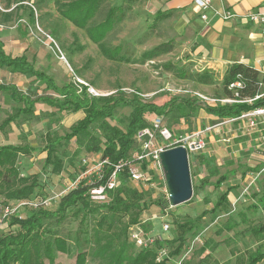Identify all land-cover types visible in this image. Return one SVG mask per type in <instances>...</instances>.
<instances>
[{
	"label": "rangeland",
	"instance_id": "1",
	"mask_svg": "<svg viewBox=\"0 0 264 264\" xmlns=\"http://www.w3.org/2000/svg\"><path fill=\"white\" fill-rule=\"evenodd\" d=\"M70 1L73 0H0V42L3 43L4 53L13 58L27 52L28 62L34 69L48 74L53 79L56 78L57 80L54 81L59 86L62 84L74 86L72 84L74 73L75 77L100 93L111 95L122 93L127 99L137 97L142 103L160 108L174 101L171 110L164 108L165 110L163 109L160 114L147 113L144 118L148 125L156 117L161 118L163 127L175 137L189 136L197 131L214 127L204 135L207 137L204 150L188 155L192 185V198L189 202L177 207L165 203L168 201V192L164 174L162 169L152 166L151 163H146V168L143 169L144 182L126 180L127 187L138 189L143 194V200L139 203L141 207L139 224L131 226L128 230V239L131 243L134 244L132 234L137 229L144 237L151 236L165 241L175 239L180 233L178 225L188 219H196L204 211L213 208L220 197L219 192L216 193L208 184L204 190H201V187L209 183L212 176L216 181L222 171H219L217 166L210 169L209 164L213 158L208 155V150H214L215 161L219 159L227 162V170L230 167L235 169L241 161L248 162L257 166V171L248 173V177H264V116L230 121L213 119L207 114L206 105L201 102L198 95L222 98L224 76L210 74L211 83L208 84H199L192 79H182L177 76L178 71H184L186 75H196L197 70L187 62L189 55L182 46H179V40L173 36L172 23L168 19L155 16L156 8L153 4L148 0H117L118 5H116L115 0H101L99 9L89 21L87 28L101 23L112 7H121L123 13H116L121 17L120 21L113 25L100 42L95 43L89 38L86 28H77L62 16L63 5ZM6 3L9 4L8 9ZM30 13L33 14V20L29 17ZM5 15H8V21ZM20 19L25 20L28 25L17 24ZM39 31L48 35L52 42ZM160 44H169L170 51L151 60L142 58L145 52ZM102 47L110 50L119 47L120 51L118 56L111 58L112 55L105 54ZM257 57L261 58L262 54L260 52L253 54V59ZM167 65H170L171 70L165 69ZM262 65H264L263 61ZM13 74L6 68L0 69V85L14 87L36 100V103L32 114L14 117L15 110L21 109L23 104L12 101L9 90L0 91V124L6 118L14 117L8 126L0 130V146L29 145L38 149L45 147L46 134L63 136L69 133L70 128L82 115L57 112L56 109L37 100L47 94L40 83L29 75L13 76ZM263 76L264 73H260V77ZM47 95L52 96L50 92ZM185 100L193 102L194 105L192 108L179 110L180 101ZM131 110L130 107H117L111 112V116L104 120L109 125L124 130ZM98 124L99 122L90 128V137L61 142L56 155L62 160L63 168L57 175L52 174L51 166L43 167L46 153L35 152L30 156L19 158L17 167L20 175L27 177L38 175L36 199H50L47 207L50 211L56 210L59 197L70 189L68 185L73 186L87 169L91 170V176L81 182L90 185L98 180L97 174L102 172V168L100 171L97 170L100 154L85 153V148L94 137L103 142ZM239 145L242 146L244 154L240 152ZM83 158L89 159L87 165L82 163ZM237 172L238 177L242 171ZM255 184L256 182H252L247 185L245 203L234 204V201L223 210L208 213L200 219L193 230L184 235V245L180 255L168 259L167 264H237L239 259L246 260L253 251L254 241L245 238L252 234L248 232V228L225 231V227L235 223L234 217L239 207L245 208L250 203L258 204L259 198L255 196L257 193L252 192L255 191ZM120 185L121 182L116 179L114 189ZM64 190L66 191L63 192ZM259 194H262L261 191ZM92 201L99 204L103 202L98 199ZM158 202L161 205H158ZM104 212H98L96 216ZM28 213L27 209L21 208L19 215L24 217ZM225 213L228 215L226 216ZM248 216L252 219L243 227H259L258 216L249 211ZM81 218L82 216L74 218L71 212H68L60 225L56 226L54 222H49L47 228L59 234L73 235ZM123 219L125 221L127 218ZM10 223L11 218H8L0 226V235L18 231L19 228L11 226ZM165 225L168 226L166 232L162 229ZM91 226L92 223H89V227ZM252 236L257 241L264 238V233ZM69 244L72 247L71 252L56 253L54 264H75L76 250L71 242ZM202 248L205 250H201ZM135 249L139 250L136 246ZM42 263L48 264V261L44 259ZM88 264L95 263L88 262Z\"/></svg>",
	"mask_w": 264,
	"mask_h": 264
},
{
	"label": "trees",
	"instance_id": "2",
	"mask_svg": "<svg viewBox=\"0 0 264 264\" xmlns=\"http://www.w3.org/2000/svg\"><path fill=\"white\" fill-rule=\"evenodd\" d=\"M100 3L101 0H73L63 5L64 9L61 14L75 27L86 28L89 38L98 43L113 25L120 21L121 17L116 13H123L121 7H112L107 11L105 19L101 23L87 28L89 21L98 11ZM5 6L8 9L9 4L6 3ZM29 17L33 20L32 13L29 14ZM5 18L8 21V15H5ZM104 48L102 47L104 53L112 55L111 58L118 56L120 51L119 47L112 50ZM169 51V44H160L145 52L142 58L151 60ZM169 67L170 65H167L165 69L171 70ZM2 68L17 75H29L40 83L44 92L47 94L50 92L52 96L45 94L37 100L56 109L57 112L76 114L81 111L84 117L70 128L69 133L63 136L46 134L45 147L34 149L29 145L12 144L0 146V203L15 204L20 201L33 200L37 196L35 190L38 188V175L28 177L20 175L17 167L20 157L30 156L35 152L46 153L43 167L51 166L52 174L57 175L63 168L62 160L56 155L61 142L90 137L89 130L97 122H99L98 127L103 142L94 137L85 148V153L100 154V159L105 160L107 164L102 169L101 177L94 183L87 185L85 182H80L76 188L59 197L55 211H50L47 208L27 209L29 212L27 216L10 217V225L17 226L19 229L13 234L0 235V264H43L44 259L48 261V264H54L56 253L69 254L71 252L72 247L69 242L76 250L75 264H88V262L95 264H167L168 259L180 255L184 245V235L191 232L200 219L208 213L221 211L228 205L227 193H224L210 211H204L198 218L188 219L185 223L178 225L180 233L175 239L165 241L155 238L151 247L136 251L135 245L128 239V230L131 226L139 224V213L141 212L139 203L143 200V194L140 190L125 185L126 180H130L126 170L121 171L117 176L121 182L120 186L109 190L106 189V184L114 166L119 161L128 159L136 149L135 135L137 131L148 126L144 115L147 113L160 114L164 108L171 110L174 101L160 108L142 103L137 97L127 99L122 93L96 98L89 96L84 88L83 92L78 94L71 84L57 86L54 80L45 73L35 70L25 55L14 58L7 56L0 42V69ZM209 74L210 72L207 70L197 75H186L184 71L177 72L179 78H189L199 84L211 83ZM235 81L242 84V89L237 90L238 101L253 99L256 95L264 93V76L261 78L257 70L244 64H233L223 77L224 94L222 98H233V91L228 90V86ZM8 90L12 101L23 104L21 109L15 110L14 117L21 114H32L36 100L19 92L14 87L0 85V91ZM193 105V102L185 100L180 101L178 106L181 110L192 108ZM120 106L132 109L126 119L124 130L111 126L104 120L109 118L111 112ZM259 108H264V97L251 104L238 102L217 105L216 107H206L205 111L220 120H226L237 118ZM14 117L3 120L0 130L8 126ZM145 168L146 165H143V169ZM226 179V176H222L214 183H206L201 187V190H204L207 184L218 189ZM99 187H105V199L109 201L105 200L99 204L90 199V189ZM262 202H264V195ZM165 203L169 204L168 201ZM157 204L161 205L160 202ZM102 211L105 212L96 216L98 212ZM68 212H71L74 218L82 216L73 235L70 233L59 234L47 228L49 222H54L56 226L60 225ZM123 218L127 219L124 221ZM89 223H92L91 227H89ZM234 227L235 224L230 223L226 225L225 231H231ZM248 232L258 236L264 233V227H248ZM161 249L167 250L168 258L157 263L156 256ZM201 250H205V248ZM263 260L264 253L257 249L250 253L246 260L239 259L237 264H259Z\"/></svg>",
	"mask_w": 264,
	"mask_h": 264
},
{
	"label": "crops",
	"instance_id": "3",
	"mask_svg": "<svg viewBox=\"0 0 264 264\" xmlns=\"http://www.w3.org/2000/svg\"><path fill=\"white\" fill-rule=\"evenodd\" d=\"M148 1L156 8L155 16L163 17L165 20L168 19L172 23L173 36L179 40V46H182L186 54L189 55L187 62L191 63L193 69L197 70L196 75L207 70L210 74H221L223 77L227 69L233 64H244L257 70L259 73H264V65H262V61L264 62V47L259 28L244 19V16L250 12L259 11L264 13V0H210L212 9H223L233 13L234 18L229 21H222L214 16L212 9L204 13L207 21H202L199 17L200 13L193 8V0ZM115 3L118 5L117 0H115ZM254 46L257 47L254 48ZM257 52H260L262 57L253 59V54ZM21 55H25L26 58L28 56L27 52H23L14 57ZM46 75L53 79L48 74ZM13 76H16V74H13ZM53 80L57 79L55 78ZM63 85L65 84L61 86ZM78 114L80 116L82 115L79 118L81 120L84 117L83 112L80 111ZM210 116L213 119H218L212 115ZM209 143L211 144V141ZM239 146L240 152L244 154L242 146ZM207 153L213 158L209 164L210 169L217 166L218 170L222 171L216 180L222 176L227 177L221 186L215 189V192H219L218 195L220 196L227 193L228 205H232L234 201V204L245 203L244 195L247 193V185L256 182L255 191L252 192L257 193L255 196L259 198L257 200L258 204L250 203L245 208H238L239 211L236 213V217H234V229L243 230L249 227H243L244 224H249V221L252 219L248 216V211L254 212L259 218V221H257L259 226L264 227V202H262L264 195V177H248V173L257 171V166L241 161L235 166V169H231L230 167L227 170V162L219 159L215 161L214 150H208ZM238 170L242 172L237 177ZM207 176L209 177L210 174L208 173ZM213 182L215 181L212 176L210 177L209 183ZM260 191L262 194L258 195ZM245 239L254 241L252 252L260 248L261 252L264 253V238L256 241L251 235ZM259 264H264V260Z\"/></svg>",
	"mask_w": 264,
	"mask_h": 264
},
{
	"label": "built area",
	"instance_id": "4",
	"mask_svg": "<svg viewBox=\"0 0 264 264\" xmlns=\"http://www.w3.org/2000/svg\"><path fill=\"white\" fill-rule=\"evenodd\" d=\"M193 8L195 11L199 12L200 19L202 21H207V17L204 14L206 11L211 10V2L210 0H193ZM214 16L219 18L222 21H229L232 18H234L233 13L223 10V9H212ZM244 19L251 23L252 25H255L259 28L260 31V37L263 43L264 47V13L263 12H250L247 15L244 16ZM17 24H20L22 26H27V22L23 19H20L17 21ZM38 28V27H37ZM1 30V28H0ZM41 32V31H39ZM43 36H45L50 42H52V39L41 32ZM41 40V39H40ZM63 59V57H62ZM71 71V70H70ZM72 72V71H71ZM74 79L72 81V84L76 87L77 93L80 94L83 92L84 88L86 90V93L91 97H107L110 96V93H100L96 89H94L89 84L85 83L84 81L80 80L78 77H75L73 73ZM242 89V84L239 81H235L228 86V90L233 91V98H221V99H215V98H209L204 96H199L201 99V102L206 105V107H216L217 105H227L232 103H238V102H245L248 104H251L253 101L260 99L264 97V93L256 95L253 99H244L243 101H238V93L237 90ZM264 116V108L255 109L251 112L245 113L240 115L237 118L230 119V121H237V120H244V119H250L255 117H263ZM214 127L206 128L203 131H197L195 134L185 136V137H175L172 135V133L163 127L162 125V119L156 117L147 127L137 131L135 135V143H136V149L134 150L132 157L119 161L115 166L114 170L111 174V177L109 181L106 184V189H114L115 187V181L117 179L118 174L121 171L126 170L128 176L130 177V180L136 183L144 182L143 181V165L146 163H151L152 166L159 167L161 169L160 160H159V154L167 149L175 148V147H183L187 151V155L189 153H197L206 147V136H204L206 133H208L211 129ZM88 160L86 158L82 159V163L84 165L88 164ZM107 164L105 160H101L98 162V167L100 169L104 168V166ZM91 170H86L78 179V181L75 182V184L72 186L68 185L70 189L68 191L72 190L73 188H76V186L81 182V180L86 179L87 177H90ZM98 177H101V173L97 174ZM82 178V179H81ZM64 190L63 192H65ZM105 187H99V188H92L89 191L90 199L91 200H105ZM67 193V192H66ZM49 200H39L34 198L33 200H25L20 201L15 204H7L4 205L3 203H0V226L6 221V219L19 215L21 208H26L30 210H37L39 208H47L49 206ZM21 217V216H20ZM163 231L166 232L168 230V226L165 225L162 227ZM132 240L138 249H147L152 246L155 238L151 236L144 237L140 230L137 229L132 234ZM167 250L161 249L158 251L156 256V262L160 263L164 259H167ZM182 264V263H177Z\"/></svg>",
	"mask_w": 264,
	"mask_h": 264
},
{
	"label": "water",
	"instance_id": "5",
	"mask_svg": "<svg viewBox=\"0 0 264 264\" xmlns=\"http://www.w3.org/2000/svg\"><path fill=\"white\" fill-rule=\"evenodd\" d=\"M159 160L172 207L187 203L192 198L187 151L183 147L167 149L159 154Z\"/></svg>",
	"mask_w": 264,
	"mask_h": 264
}]
</instances>
